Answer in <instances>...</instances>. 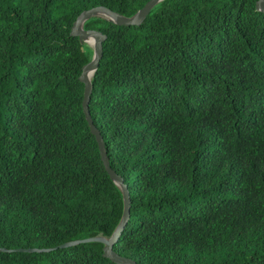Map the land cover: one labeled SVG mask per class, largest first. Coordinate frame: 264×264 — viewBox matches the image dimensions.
<instances>
[{"label":"trees","instance_id":"16d2710c","mask_svg":"<svg viewBox=\"0 0 264 264\" xmlns=\"http://www.w3.org/2000/svg\"><path fill=\"white\" fill-rule=\"evenodd\" d=\"M0 0V264H117L123 213L83 112L95 6ZM257 0H162L104 16L88 110L130 213L113 250L137 264H264V12ZM70 243V244H68Z\"/></svg>","mask_w":264,"mask_h":264},{"label":"water","instance_id":"95a60500","mask_svg":"<svg viewBox=\"0 0 264 264\" xmlns=\"http://www.w3.org/2000/svg\"><path fill=\"white\" fill-rule=\"evenodd\" d=\"M162 0H148L134 15L132 16H122L117 12L104 7V6H95L90 9L84 10L74 21L71 26V35L77 36L81 41L89 43L93 49L92 59L86 63L82 67L81 74L79 76V80L83 83L84 90H83V112L85 114V118L89 124L91 133L95 136L96 142L98 144V149L100 153V159L103 162L104 168L106 172L109 174L111 179L120 187L123 195V213L121 220L111 234L110 237H91L82 240L72 241L70 243H78V242H85V241H99L104 244L103 246V255L113 262L117 264H137L134 260L130 258L121 257L116 254L113 250V245L117 241L122 229L124 228L125 224L127 223L129 213H130V197L127 185L124 183L123 178L117 175L112 168L109 166L108 158L106 156L104 141L99 130L94 126L89 110H88V102L90 99L91 94V77L96 71L100 58L102 56V42L104 41L106 35L102 32L94 29H84L83 24L84 22L93 16H104L108 20L118 24V25H140L151 9L158 4ZM256 9L259 11L264 12V0H257L256 1ZM68 243V244H70Z\"/></svg>","mask_w":264,"mask_h":264},{"label":"rangeland","instance_id":"374dc122","mask_svg":"<svg viewBox=\"0 0 264 264\" xmlns=\"http://www.w3.org/2000/svg\"><path fill=\"white\" fill-rule=\"evenodd\" d=\"M90 47H91V45L89 44V43H87ZM92 48V47H91Z\"/></svg>","mask_w":264,"mask_h":264}]
</instances>
